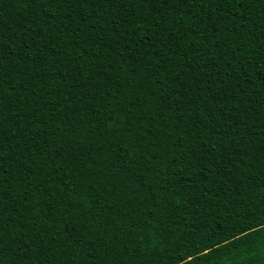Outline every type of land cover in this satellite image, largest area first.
Returning <instances> with one entry per match:
<instances>
[{
	"label": "trees",
	"instance_id": "trees-1",
	"mask_svg": "<svg viewBox=\"0 0 264 264\" xmlns=\"http://www.w3.org/2000/svg\"><path fill=\"white\" fill-rule=\"evenodd\" d=\"M0 264H264V0H0Z\"/></svg>",
	"mask_w": 264,
	"mask_h": 264
},
{
	"label": "snow or ice",
	"instance_id": "snow-or-ice-1",
	"mask_svg": "<svg viewBox=\"0 0 264 264\" xmlns=\"http://www.w3.org/2000/svg\"><path fill=\"white\" fill-rule=\"evenodd\" d=\"M240 4H241V7L243 6V0H240ZM201 7H204L205 5L203 3H201L200 5Z\"/></svg>",
	"mask_w": 264,
	"mask_h": 264
}]
</instances>
